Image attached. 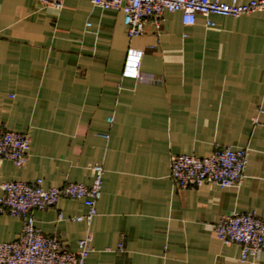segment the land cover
<instances>
[{
    "label": "crops",
    "instance_id": "crops-1",
    "mask_svg": "<svg viewBox=\"0 0 264 264\" xmlns=\"http://www.w3.org/2000/svg\"><path fill=\"white\" fill-rule=\"evenodd\" d=\"M60 1L0 0V123L30 137L27 163L4 161L0 182L90 185L101 164L89 226L73 220L86 212L78 200L34 213L71 253L89 233L87 264H250L213 226L230 213L264 221V11L212 15L213 28L166 13L128 39L120 11ZM129 49L141 52L136 78L124 74ZM225 146L248 150L239 186L174 185L171 157ZM20 231L19 219L0 215V243Z\"/></svg>",
    "mask_w": 264,
    "mask_h": 264
},
{
    "label": "built area",
    "instance_id": "built-area-1",
    "mask_svg": "<svg viewBox=\"0 0 264 264\" xmlns=\"http://www.w3.org/2000/svg\"><path fill=\"white\" fill-rule=\"evenodd\" d=\"M42 5L61 8L60 0H39ZM92 5L103 10L120 11L128 39L140 37L147 23L159 28L166 13L179 12L182 23L191 27L196 17L205 18V27L213 28L212 15L237 18L264 11V0H90ZM89 26V24H87ZM141 52L127 51L124 74L133 78L138 76L137 68ZM139 78V77H138ZM111 122V119H109ZM107 138V136H105ZM30 137L26 133L8 130L0 123V166L9 161L16 168L23 167L29 158ZM248 161L247 149L216 147L210 156L198 158L179 155L170 158V179L182 190L198 189L203 185L220 188L239 186L244 178ZM90 185L66 182L58 187H43V181L34 183L22 181L0 182V215L19 219V237L9 243H0V264H87L92 252L91 236L88 233L78 241L77 251L65 250L55 236H46L35 226L34 213L55 207L60 199L81 201L85 214L73 218L75 222L89 226L97 214L96 205L101 196L103 167L94 164L90 167ZM213 232L223 245L235 244L240 247L239 261L254 264L264 253V221L254 213H230L222 217L214 226ZM123 250L122 243L118 251Z\"/></svg>",
    "mask_w": 264,
    "mask_h": 264
}]
</instances>
